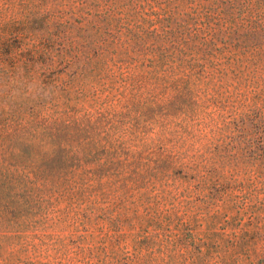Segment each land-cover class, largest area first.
Returning <instances> with one entry per match:
<instances>
[{
  "label": "trees",
  "instance_id": "16d2710c",
  "mask_svg": "<svg viewBox=\"0 0 264 264\" xmlns=\"http://www.w3.org/2000/svg\"><path fill=\"white\" fill-rule=\"evenodd\" d=\"M0 76L25 165L0 179L5 264L239 262L225 229L191 234L239 197L263 210L264 0H0ZM124 112L143 125L121 132Z\"/></svg>",
  "mask_w": 264,
  "mask_h": 264
},
{
  "label": "rangeland",
  "instance_id": "374dc122",
  "mask_svg": "<svg viewBox=\"0 0 264 264\" xmlns=\"http://www.w3.org/2000/svg\"><path fill=\"white\" fill-rule=\"evenodd\" d=\"M15 6V5H14ZM14 8V7H13ZM11 8L8 13V19H12L14 14L19 13V8ZM5 82L1 79L0 76V85ZM89 106H91V100ZM4 103V102H3ZM8 103V99L5 101ZM3 105V104H2ZM8 106L6 107V109ZM112 108V102L103 105L102 112H110ZM120 111V109H118ZM119 114V113H118ZM117 114V115H118ZM51 115H57L60 117V114L55 113ZM122 118L118 121V126L120 127V131H126L134 124L138 122L143 125V120L140 119L137 113H127L119 114ZM23 117V116H22ZM33 119L30 116H25L23 119H19L18 125L20 128L24 127L28 131L31 126H34L36 123H32ZM16 130V126H12V121L8 119V115H3L0 113V179L2 182H6L8 184V174L13 178L12 174L22 175L23 167L25 166L22 161H15L10 156L11 150H9V135ZM120 132V134H121ZM147 155H145L146 157ZM143 164H147V162L143 161ZM144 167V166H143ZM150 167H154L153 164H150ZM145 168V167H144ZM146 169V168H145ZM0 181V183H1ZM123 183L120 184V186ZM160 187V184L151 186L148 190H143L141 193L135 195L133 198H128L124 191L119 193L118 202V214L125 213L129 208H131V201L135 200L138 202L140 207L137 209L140 214H144V207L142 205V195L147 197H155L157 195L156 189ZM262 194H260V199H264V185L260 188ZM112 193V189L110 188L109 192ZM148 193V194H147ZM109 194V195H110ZM109 206L113 210L115 208L113 196L108 200ZM264 204V202H263ZM49 204H43L42 215H46L48 212L47 207ZM135 210V209H133ZM51 217V216H50ZM199 222L196 224L194 231L192 234L194 239L199 244H211L210 238L212 237V233L215 232L216 229H225L226 233L229 234L232 242L240 245V249H238V257L239 262L237 264H264V205L262 213L255 212L254 210L245 207V203L241 199L238 198L236 203L233 202V210L225 218L220 224L216 226H211L210 222L206 220L205 217H200ZM64 228V227H63ZM65 229V228H64ZM61 227L57 229L47 230L45 233L47 234H56L61 235L63 233H67V230H64ZM126 232V231H125ZM41 233V231H39ZM13 243L8 242V232L0 228V264H5L8 262V256L12 254V252H17L20 248L17 247L14 250L12 249ZM215 257L216 255L213 254Z\"/></svg>",
  "mask_w": 264,
  "mask_h": 264
}]
</instances>
